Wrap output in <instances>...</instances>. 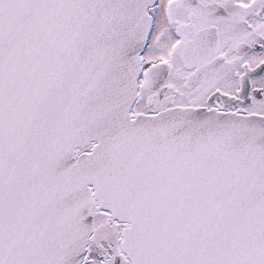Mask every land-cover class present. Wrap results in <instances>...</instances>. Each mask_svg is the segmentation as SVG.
<instances>
[{"label": "snow or ice", "instance_id": "1", "mask_svg": "<svg viewBox=\"0 0 264 264\" xmlns=\"http://www.w3.org/2000/svg\"><path fill=\"white\" fill-rule=\"evenodd\" d=\"M0 264H264V0H0Z\"/></svg>", "mask_w": 264, "mask_h": 264}]
</instances>
